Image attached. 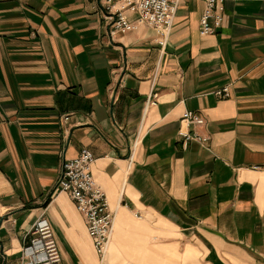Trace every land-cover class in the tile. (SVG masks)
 I'll return each mask as SVG.
<instances>
[{
	"label": "crops",
	"instance_id": "obj_1",
	"mask_svg": "<svg viewBox=\"0 0 264 264\" xmlns=\"http://www.w3.org/2000/svg\"><path fill=\"white\" fill-rule=\"evenodd\" d=\"M224 9L201 36L204 0H179L161 49L124 9L135 29L111 38L99 0H0V264L22 263L39 219L60 264H99L70 196L53 193L82 149L116 215L105 264H179L182 247L264 264V0ZM185 112L206 121L190 132L207 147H182Z\"/></svg>",
	"mask_w": 264,
	"mask_h": 264
},
{
	"label": "built area",
	"instance_id": "obj_2",
	"mask_svg": "<svg viewBox=\"0 0 264 264\" xmlns=\"http://www.w3.org/2000/svg\"><path fill=\"white\" fill-rule=\"evenodd\" d=\"M99 2L111 38L135 29L134 23L130 22L122 11L124 9L136 15L137 23L150 27L158 33L161 49L166 46L179 0H122V9H117L113 0H99ZM204 3L205 10L199 21L200 35H214L223 23L225 0H204ZM215 95L220 99L228 98V88L217 91ZM205 124L206 121L194 113L183 114L178 136L184 149L189 143H198L204 147L208 144V137L195 131L190 132L191 127H203ZM94 161L93 155L87 149H82L73 159L64 160L55 183V191L70 196L76 210L85 220L87 234L99 257V264H105L116 215L110 209L105 193L93 178L91 168ZM30 236L28 244L21 250V264L61 263L60 250L51 226L45 219L35 222Z\"/></svg>",
	"mask_w": 264,
	"mask_h": 264
},
{
	"label": "rangeland",
	"instance_id": "obj_3",
	"mask_svg": "<svg viewBox=\"0 0 264 264\" xmlns=\"http://www.w3.org/2000/svg\"><path fill=\"white\" fill-rule=\"evenodd\" d=\"M228 92H229V90H228ZM65 120H66V118H64V121ZM205 147H207V145ZM53 193L57 194V192L55 191V187H54ZM113 230H114V227H113ZM29 239H31V236ZM171 240H172L171 238L165 237L164 242H165V244H167V243H170ZM109 247H110V245H109ZM184 248L185 247H182L180 250L179 260L177 261V262H179V264H205L203 262L204 256L200 253V251L196 250V252H194L192 254H183L182 252L184 251ZM108 252H109V249H108ZM250 257H251V259L241 258L239 255H232L231 257H228L225 260L228 264H255L253 262V260H256V255H255V257H254V255H250ZM165 264H173V262L165 261ZM174 264H175V262H174Z\"/></svg>",
	"mask_w": 264,
	"mask_h": 264
},
{
	"label": "bare ground",
	"instance_id": "obj_4",
	"mask_svg": "<svg viewBox=\"0 0 264 264\" xmlns=\"http://www.w3.org/2000/svg\"><path fill=\"white\" fill-rule=\"evenodd\" d=\"M170 36V35H169ZM169 38V37H168ZM109 249V248H108Z\"/></svg>",
	"mask_w": 264,
	"mask_h": 264
}]
</instances>
